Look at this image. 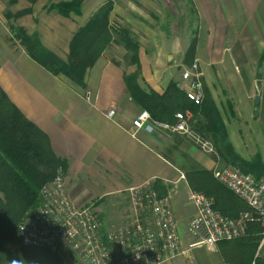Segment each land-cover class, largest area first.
Wrapping results in <instances>:
<instances>
[{"label": "crops", "instance_id": "crops-1", "mask_svg": "<svg viewBox=\"0 0 264 264\" xmlns=\"http://www.w3.org/2000/svg\"><path fill=\"white\" fill-rule=\"evenodd\" d=\"M48 1L37 0L32 6L30 17L36 20L33 30L46 49L66 61L73 34L109 0H89L82 5L79 17L70 18L46 13ZM60 1L72 0L51 2ZM111 1L114 5L109 21L117 18L142 35L138 51L140 86L162 94L169 82L179 83V67H187L183 59L188 37L171 35L167 28L148 29L143 24L149 23L147 19L133 13L128 3ZM188 4L195 16L193 61L198 62L202 84L217 103L222 90L227 89L221 87L222 78L229 79L230 86L238 83L245 87L251 67L263 55L264 0H188ZM141 6L148 10L146 5ZM236 9L238 15L234 13ZM237 16L244 22L240 29L230 30V20ZM15 24L28 25L19 20ZM7 25L8 20L0 17V88L22 115L47 136L54 154L67 163L64 181L70 198L79 206L97 203L105 213L106 205L127 189L157 181L166 193L171 191V208L186 243L188 222L195 210L188 202L191 190L185 173L194 169L212 173L224 163L201 152L186 137L161 130L132 134V122L142 110L133 103L124 84V75L133 68L124 64L126 52L122 47L107 48L87 70L85 87L81 88L31 60ZM110 111H114L113 119L106 117ZM262 131L264 134V123ZM179 158L181 164L177 163ZM123 211L120 208L113 215H104L103 227L120 222ZM182 260L180 257L170 264H184Z\"/></svg>", "mask_w": 264, "mask_h": 264}, {"label": "trees", "instance_id": "trees-1", "mask_svg": "<svg viewBox=\"0 0 264 264\" xmlns=\"http://www.w3.org/2000/svg\"><path fill=\"white\" fill-rule=\"evenodd\" d=\"M35 1L10 0L11 5L18 8L13 15L6 14L10 32L31 60L52 75L63 76L84 88L86 72L101 54L111 45L122 47L126 52L124 64L133 68L131 73L124 75V84L140 110L148 112L153 121L172 124L175 113L189 109L195 121L201 118L199 128L195 125V133L211 143L214 158L256 178L264 173V163L259 155L246 160L236 153L217 107L204 86V99L200 106L186 99L177 82H169L162 94L140 86L138 36L130 25L113 26L109 21L113 1L100 6L73 34L66 61L41 44L38 33L33 30L36 20L30 17L28 25L15 24L19 18L29 14L28 3L34 4ZM82 2L50 3L44 11L56 12L64 18L79 17ZM149 16L153 18L151 14ZM195 49L196 39L193 38L184 55L185 60L191 61L187 66L193 62ZM262 60L263 55L259 61ZM66 168L67 163L54 154L47 136L22 115L0 88V264H64L61 257L47 249L23 246L17 227L24 215L38 205L43 186L53 180L58 169L64 172ZM185 179L192 192L212 199L214 208L224 217L235 219L247 210L243 202L213 178L212 173L194 169L185 173ZM153 187L160 196L166 195L159 182H154ZM262 232L259 225L251 224L243 237L219 242L217 248L221 261L224 264H264L257 254Z\"/></svg>", "mask_w": 264, "mask_h": 264}, {"label": "built area", "instance_id": "built-area-1", "mask_svg": "<svg viewBox=\"0 0 264 264\" xmlns=\"http://www.w3.org/2000/svg\"><path fill=\"white\" fill-rule=\"evenodd\" d=\"M201 78L197 61L180 73L179 87L195 106L204 99ZM106 117L113 119L114 111ZM193 124L194 115L189 109L175 113L172 124L153 121L142 110L132 122V134L138 130L165 131L189 138L201 152L213 156V146L193 131ZM212 176L247 210L229 219L214 208L212 199L190 191L188 202L195 215L188 222L185 249L171 208V191L160 196L154 182L127 189L123 219L105 228L95 203L79 206L70 198L61 169L43 186L38 205L24 215L17 235L23 246L47 249L59 257L69 252L79 264H170L192 249L213 252L219 242L243 237L251 224L261 227L264 238V173L256 178L226 165L214 169Z\"/></svg>", "mask_w": 264, "mask_h": 264}, {"label": "rangeland", "instance_id": "rangeland-1", "mask_svg": "<svg viewBox=\"0 0 264 264\" xmlns=\"http://www.w3.org/2000/svg\"><path fill=\"white\" fill-rule=\"evenodd\" d=\"M37 1V0H36ZM34 2V4L36 3ZM55 0H49L47 4L52 3ZM125 1L129 4L131 11L133 13H140L143 15L147 21H143L144 25L151 30H160L161 28H167L171 35L188 37V46L193 39L194 27H195V16L193 12V8L188 4V0H118ZM107 2V1H106ZM105 2V3H106ZM89 3V0H83L81 7L83 4ZM141 3L146 5L148 10L144 9ZM34 4H29V14L24 15L19 18V22L27 24L30 21V13L32 12V6ZM18 6H13L10 3V0H0V17H5L6 14L10 13L13 15L16 12ZM87 10V9H86ZM234 13L238 15V9L234 10ZM152 15L153 18H150L149 15ZM7 20V19H6ZM12 21V20H11ZM244 22V19L240 17H236L230 20V30L240 29V26ZM14 24V22H10ZM112 25L121 26L126 24L120 20L113 19L111 21ZM9 29V24L7 25ZM131 27V26H130ZM132 28V27H131ZM138 36V40H142V35L132 28ZM14 39L16 40L14 34ZM16 43L19 45L18 41ZM264 44V43H263ZM261 45V44H260ZM20 46V45H19ZM21 47V46H20ZM22 48V47H21ZM188 48V47H187ZM261 49V48H260ZM263 60L262 62H258L257 64L251 67V73L249 75V79L245 80L247 84L243 87L240 84H236L234 86H230V80L222 78L220 84L221 87L227 88L226 90H222L218 99H216L217 103H215L218 111V115L220 120L223 122L225 129L228 134L229 140L233 143L234 150L238 154L239 152L247 157V160L254 158L256 155H259L261 160L263 161L264 155V134L262 131V125L264 123V46H263ZM24 51V50H23ZM252 55V54H251ZM257 60V58L255 59ZM191 61L183 59V63L188 65ZM185 67H179V69L183 70ZM258 68L262 70L261 80V100L258 106V114L255 117L254 112L256 108L254 107L253 98L256 96L257 92L254 87V82L258 80V75L256 71ZM258 73V71H257ZM238 78V76H237ZM239 79V78H238ZM231 88V89H228ZM201 118L198 117L195 124H193V131L196 132V128H199ZM198 135V134H197ZM194 144V143H193ZM196 146V145H195ZM197 147V146H196ZM198 148V147H197ZM211 156V155H210ZM224 166L226 164L224 163ZM223 166V167H224ZM115 202H111L106 205L108 207V211L105 213L102 212L104 209L100 210L95 203V208L100 218L103 216H107V213L113 215L116 210L123 208L126 213V195H121L117 199H114ZM104 208H107V207ZM105 211V210H104ZM123 214V213H122ZM112 223L111 226L118 224ZM110 226V227H111ZM186 243H184V249L186 247ZM187 248V247H186ZM259 255L264 258V242L262 241L259 244ZM64 264H79L74 256L69 252H64L61 257ZM182 261L184 264H220L219 251L216 247L215 251L209 252L205 249H192L189 250L185 256L182 257Z\"/></svg>", "mask_w": 264, "mask_h": 264}, {"label": "water", "instance_id": "water-1", "mask_svg": "<svg viewBox=\"0 0 264 264\" xmlns=\"http://www.w3.org/2000/svg\"><path fill=\"white\" fill-rule=\"evenodd\" d=\"M170 60H171V57L168 58V61H170ZM261 73H262V70H258L257 74L260 75ZM255 87H256L257 95L254 97V107L257 108L259 106L260 100H261L260 96H259V94H260V92L262 90L261 81L260 80H257L255 82ZM257 114H258V110L256 109L255 112H254V116L256 117ZM177 163L181 164L182 163V159L181 158L177 159Z\"/></svg>", "mask_w": 264, "mask_h": 264}, {"label": "flooded vegetation", "instance_id": "flooded-vegetation-1", "mask_svg": "<svg viewBox=\"0 0 264 264\" xmlns=\"http://www.w3.org/2000/svg\"><path fill=\"white\" fill-rule=\"evenodd\" d=\"M259 69H261V68H258L257 71H258ZM257 71H256V74H257ZM257 75H258V74H257ZM261 75H262V73H261L260 75H258V77H259L258 80H261V79H260V78L262 77ZM256 81H257V80H256ZM256 81H255V82H256ZM254 87H255V84H254ZM255 89H256V87H255ZM256 92H257V91H256ZM256 95H257V94H256ZM259 96H260V99H261V92H260ZM253 102H254V98H253ZM256 109H258V107H257Z\"/></svg>", "mask_w": 264, "mask_h": 264}]
</instances>
